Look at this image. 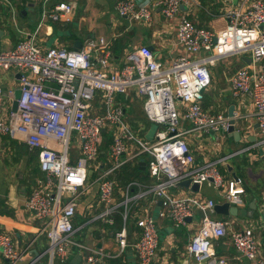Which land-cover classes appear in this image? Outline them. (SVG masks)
I'll list each match as a JSON object with an SVG mask.
<instances>
[{
  "label": "built area",
  "instance_id": "2783aa9c",
  "mask_svg": "<svg viewBox=\"0 0 264 264\" xmlns=\"http://www.w3.org/2000/svg\"><path fill=\"white\" fill-rule=\"evenodd\" d=\"M219 1L225 22L219 29L198 27L181 12L182 5L194 0H149L140 5L133 0L116 2L117 14L130 20L149 22L152 14L147 5L160 9L168 19L179 14L176 39L187 55L168 64L158 61L149 46L140 45L128 49L118 66L110 42L102 37L87 38L77 49L60 45L43 48L36 41L39 27L25 32L14 46L0 50V73L13 69L21 90L17 108L12 110L14 89L5 90L0 80V135L19 139L28 150L35 151L38 167L45 175L36 179L25 207L42 220L38 233L45 236L47 247L26 264H38L42 257L44 264H62L74 247L82 264H106L107 255L101 248L85 246L73 238L80 229L73 223L78 201L93 183L102 205L94 219L112 225L113 214L122 207L125 223L128 203L151 195L152 202L164 208L158 215L168 217L174 227L184 226L195 211L202 213L199 227L186 246L188 255L200 264H224L215 255L212 242L226 234L241 256L252 264H264L251 224L228 230L224 221L209 216L215 205L212 199L172 193L185 179H190V184L210 183L233 204L239 203V195L244 193L239 178L228 179L219 171L218 164L225 159L197 165L184 138L188 133L212 134L220 141L228 133L227 113L207 111L199 97L210 86L209 67L218 61L249 58L232 74L230 94L236 101L250 96L258 145L264 146V0ZM75 9L74 0H59L44 8L41 17L53 23L69 22ZM131 89L143 96L146 118L161 128L152 141L135 135L127 120L119 96ZM240 117L234 107L235 122ZM181 119L190 123L189 128L180 127ZM105 131L110 138L107 166L102 168ZM143 156L152 185L142 189L138 181H130L121 200L115 202L117 181L113 175L126 163L143 160ZM90 176L92 181H88ZM133 186L138 191L130 196ZM136 222L141 233L133 249L140 264H150L158 246V226L146 211ZM114 239L121 253L127 246L124 226L115 231ZM31 242L18 247L9 231L0 226V256L8 264H20Z\"/></svg>",
  "mask_w": 264,
  "mask_h": 264
},
{
  "label": "crops",
  "instance_id": "0c3cea01",
  "mask_svg": "<svg viewBox=\"0 0 264 264\" xmlns=\"http://www.w3.org/2000/svg\"><path fill=\"white\" fill-rule=\"evenodd\" d=\"M58 1L0 0V50L14 46L24 38L25 32H33L39 27L36 41L43 48L60 45L67 49H74L77 41L83 42L87 38L102 37L110 42V48L118 66L122 64L128 47L140 45L152 47L155 58L166 64L179 56L187 55L185 49L178 44L176 39L178 19L176 21L173 19L174 17L167 19L160 9L153 10L149 22H142L145 27H132L126 18H119L115 9L118 0H74L76 9L71 21L53 23L47 19L42 20L43 9L52 7ZM133 1L136 3L135 0ZM148 1L144 0V3L136 4H145ZM221 7L219 0H194L188 6L182 5L180 10L198 27L219 29L225 24ZM16 25L18 28L17 31H14L11 26L15 27ZM53 26H55L54 32L52 31ZM227 59H223L224 63L222 64L212 65L211 83L208 89L202 93L201 102L203 108L211 113H227L230 105L237 108L238 115L241 116L235 123V129L240 133L238 141L232 136L229 137L228 133L223 135L220 141L215 140L212 134L188 133L184 138L195 156L197 165L207 161L225 159L224 162L218 164L221 174L228 179L232 177L240 179L244 193L239 195V203H231L238 209L237 215H219L213 210L209 216L224 221L228 230L230 228L241 230L251 224L260 254L264 258V146L258 145L260 137L257 127H254L256 121L253 117L250 96L246 95L236 101L230 94L232 74L248 62L242 57H235L233 60ZM0 80L5 90L18 88V75L13 69L1 72ZM205 94L206 97H204ZM209 96L217 101L226 98L229 102L223 109L216 112L212 110L214 104ZM133 97L142 100L138 109L133 103L135 101L132 100ZM119 99L122 101L125 111H130L127 120L133 133L147 140L149 131L144 129L151 122L143 112V96L131 89L127 95L119 96ZM177 106L182 109L179 102H177ZM138 112L142 117L138 115ZM189 126L188 121L181 119V128L187 129ZM109 138V132L105 131L101 148L102 168L107 166L105 157ZM11 140L16 143H24L8 135H0V226L9 231L20 248L26 247L32 241L20 263L26 264L47 247L45 236L38 233L42 226V220L25 207L26 199L30 195L36 179H44L45 175L39 167L38 171L33 169V165L27 162V159L24 162V157L19 160L14 158V149L17 144ZM140 161L138 159L128 163L131 164L130 166L135 163L139 164L142 176L130 177L121 181L118 177L121 170L113 175L117 181L114 191L115 202L121 200L123 188L131 180L138 181L142 189L152 185L153 180L149 177L146 163L141 165ZM92 179L93 176H90L88 181H92ZM137 191L138 188L133 186L130 188L129 195L133 196ZM172 193L200 199H212L215 204L225 201L219 190L206 182L202 183L196 192L178 185L172 189ZM252 202L255 203L254 209ZM100 208L102 205L98 202V187L93 183L80 196L73 223L75 227L80 228L76 233L88 224H96L95 229L91 232L92 245L105 252L107 255L106 264L112 259H117L119 264H140L135 255L133 244L141 233V227L136 219L145 211L156 220L159 232L156 254L150 264H200L188 255L186 249L189 237L199 227L202 218L200 211H195L193 217L184 226L174 227L168 217L158 215V212L164 209L160 203H153L152 196L147 195L140 200L128 203L125 223L122 220L123 208L120 207L119 211L113 214V224L107 225L100 219H94L100 212ZM194 216L198 218L195 221L193 220ZM123 226L126 232L127 246L120 253L114 233ZM212 248L215 255L224 260V264H252L237 252L228 234L213 240ZM45 261V257H42L38 264H44ZM0 264H8V262L0 256ZM62 264H82L81 256L75 247Z\"/></svg>",
  "mask_w": 264,
  "mask_h": 264
},
{
  "label": "rangeland",
  "instance_id": "374dc122",
  "mask_svg": "<svg viewBox=\"0 0 264 264\" xmlns=\"http://www.w3.org/2000/svg\"><path fill=\"white\" fill-rule=\"evenodd\" d=\"M136 1V3L137 4H139V3H144V0H135ZM147 7H148V9L151 11V14L153 13V10H152V8H151V6H149V5H147ZM119 16V15H118ZM117 16V17H118ZM119 18H120V16H119ZM122 18V17H121ZM130 23H131V26L132 27H135V26H138V27H145V25H143L142 24V20H140V21H136V20H130L129 18H126ZM168 19V18H167ZM170 19H172V18H170ZM175 21L177 20V19H179V14H177L174 18H173ZM13 29H14V31H17V25L14 27V26H11ZM130 47H128V49H129ZM233 59H235V57H231L230 59H227V60H233ZM222 64V63H224V62H222V61H218L215 65H217V64ZM214 65V66H215ZM209 72L210 73H212L213 72V66H210L209 67ZM1 79H3L2 77H1ZM204 97H206V94L204 95ZM209 99L211 100V102L214 104L213 105V108H212V110H214V111H220L221 109H223L224 108V106L229 102V100L228 99H226V98H222V99H220L219 101H217V99H215V98H213L212 96L210 97L209 96ZM132 100H135L133 103L134 104H136V107H137V109L139 108V105H141V99H138V98H136L135 99V97H133V99ZM137 111V110H136ZM129 114H130V111L129 110H127V112H126V115H127V117L129 116ZM138 115L139 116H141V113L140 112H138ZM142 117V116H141ZM161 128L159 127V125H157V124H155V123H150L144 130L145 131H149V133H148V139L147 140H149V141H152V140H154L155 139V133L158 131V130H160ZM24 162L26 161V157H24ZM100 209H102V208H100ZM198 218L196 217V216H194V221L195 220H197ZM95 227H96V224L95 223H91V224H88V225H86V227L85 228H83L82 230H80L78 233H75L74 234V236H73V238H74V240H76V241H79L80 243H82L83 245H85V246H89V247H91V246H94V245H92V238H91V232H93V230L95 229Z\"/></svg>",
  "mask_w": 264,
  "mask_h": 264
},
{
  "label": "water",
  "instance_id": "95a60500",
  "mask_svg": "<svg viewBox=\"0 0 264 264\" xmlns=\"http://www.w3.org/2000/svg\"><path fill=\"white\" fill-rule=\"evenodd\" d=\"M55 30V26L52 27V31L54 32ZM82 45V41H77L74 45V49H77L79 48L80 46ZM150 49L152 50V47H150ZM243 59L247 62H249V58L247 57H243ZM21 95V90L20 88H16L14 90V99H13V102H12V110H16L17 108V100L19 99ZM202 96V91L199 93V97ZM233 111H234V105H230L228 107V110H227V115L228 117L230 118L229 119V127H228V135L229 137H233L235 140L238 141L239 137H240V133L237 129H235V119L233 118ZM255 128L257 127V123H255ZM141 165H145V161L141 160L139 162ZM144 169V168H143ZM191 180L190 179H185L183 181H181L179 183V185L185 187V188H190L191 190L193 191H198L199 190V184L194 182L192 184H190ZM252 208L254 209L255 208V203L252 202ZM213 210L219 214V215H224V216H229V215H233V216H236L237 215V211L238 209L235 207V206H232L231 203L229 201H223V202H220V203H216L213 207ZM190 218H187V221H189ZM203 261L205 262L206 259H203Z\"/></svg>",
  "mask_w": 264,
  "mask_h": 264
},
{
  "label": "trees",
  "instance_id": "16d2710c",
  "mask_svg": "<svg viewBox=\"0 0 264 264\" xmlns=\"http://www.w3.org/2000/svg\"><path fill=\"white\" fill-rule=\"evenodd\" d=\"M12 141V140H11ZM13 143H16L15 141H12ZM17 147L14 149L15 156L14 158L16 160L22 159V157H26L27 162H30L33 165V169L39 170L37 166V153L35 151L28 150L25 143H16ZM143 160L146 158L145 156L141 157ZM131 164L126 163L124 166H122L120 169V174H118V177L120 180H126L130 177H138L142 176V171L140 170V165L135 163L132 166ZM132 181V180H131ZM108 264H119L117 259L109 260Z\"/></svg>",
  "mask_w": 264,
  "mask_h": 264
}]
</instances>
